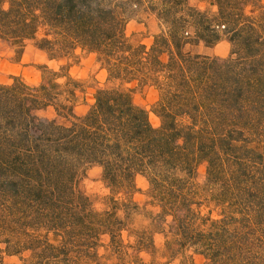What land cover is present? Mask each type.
I'll return each mask as SVG.
<instances>
[{"label": "trees", "instance_id": "trees-1", "mask_svg": "<svg viewBox=\"0 0 264 264\" xmlns=\"http://www.w3.org/2000/svg\"><path fill=\"white\" fill-rule=\"evenodd\" d=\"M197 1L215 13L190 0H0V39L20 51L35 41L60 63L42 66L37 86L0 83V264H101L105 237L126 264L141 263L155 242L132 228L138 176L175 223L173 256L193 249L206 264H264V5ZM144 16L159 27L151 45L127 32ZM225 37L227 58L187 52ZM79 52L96 56L109 84L83 116L74 110L83 81L68 65ZM137 87L158 93L159 127L134 102ZM48 106L72 120L40 122L37 138L35 111ZM202 163L205 195L195 183ZM92 165L109 189L103 211L81 188Z\"/></svg>", "mask_w": 264, "mask_h": 264}, {"label": "rangeland", "instance_id": "rangeland-1", "mask_svg": "<svg viewBox=\"0 0 264 264\" xmlns=\"http://www.w3.org/2000/svg\"><path fill=\"white\" fill-rule=\"evenodd\" d=\"M192 5L200 7L202 10H208L214 14L216 9L206 2L190 0ZM257 3L264 5V0H252L251 6ZM127 32L132 42H143L151 45L154 36L159 32L158 24L152 17H139L131 20L127 25ZM231 51L230 38L225 37L218 44L207 46L203 42L193 43L187 46V52L191 54H202L227 58ZM65 63V62H64ZM47 65L51 68L58 69L60 63L50 59L48 53L37 47L35 41L27 44L23 51L15 47L10 41L0 39V83L10 84L13 78L23 79L29 85L37 86L42 81V66ZM72 75L76 79L83 81V91H79L74 100L75 114L83 116L89 110L94 102L96 90L101 87L109 86L107 83V72L98 63L94 54L78 53L77 57L71 59L68 63ZM132 97L136 104L146 108L150 112L152 122L155 127L160 126V119L155 114V106L158 100V93L149 87H137L132 91ZM72 119L59 115L54 106H48L35 111V121L31 126L32 134L40 138L42 132L40 130V122L55 121L58 124L68 125ZM171 142L175 145H181L182 141L175 136H171ZM102 168L98 165H92L85 177L82 179L81 188L91 198L96 210L103 211L109 207V189L103 180ZM195 183L202 195L207 194L210 187L207 185V165L202 163L199 165ZM138 187L141 189L134 199L137 209L132 216V228L137 232L145 231L152 234L155 248L149 253L140 254L142 259L138 264H206L207 260L194 253L193 249L186 252L172 255L167 247V242L172 236L169 233L171 227L175 225L170 217L160 215V210L152 202L148 192V181L142 177H137ZM125 238L130 242L136 241V237H129V233L124 234ZM114 251V252H113ZM101 256V264H126L124 256L111 246L110 239L104 238L103 246L99 249ZM120 255V256H119ZM8 264H15V258H8Z\"/></svg>", "mask_w": 264, "mask_h": 264}]
</instances>
